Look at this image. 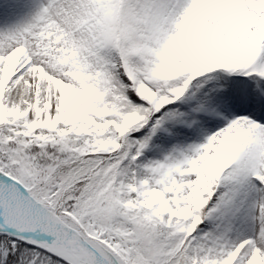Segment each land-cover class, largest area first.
Returning <instances> with one entry per match:
<instances>
[{
    "label": "snow or ice",
    "instance_id": "snow-or-ice-1",
    "mask_svg": "<svg viewBox=\"0 0 264 264\" xmlns=\"http://www.w3.org/2000/svg\"><path fill=\"white\" fill-rule=\"evenodd\" d=\"M0 264H264V0H0Z\"/></svg>",
    "mask_w": 264,
    "mask_h": 264
}]
</instances>
